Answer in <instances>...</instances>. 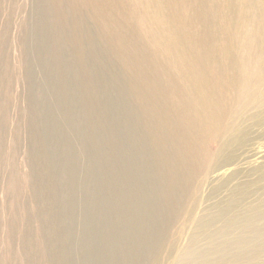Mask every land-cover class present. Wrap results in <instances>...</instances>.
<instances>
[{
	"label": "rangeland",
	"instance_id": "374dc122",
	"mask_svg": "<svg viewBox=\"0 0 264 264\" xmlns=\"http://www.w3.org/2000/svg\"><path fill=\"white\" fill-rule=\"evenodd\" d=\"M0 264H264V0H0Z\"/></svg>",
	"mask_w": 264,
	"mask_h": 264
}]
</instances>
